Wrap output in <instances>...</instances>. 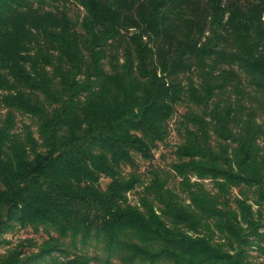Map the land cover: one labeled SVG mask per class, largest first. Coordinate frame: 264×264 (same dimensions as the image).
Returning <instances> with one entry per match:
<instances>
[{
	"label": "trees",
	"instance_id": "obj_1",
	"mask_svg": "<svg viewBox=\"0 0 264 264\" xmlns=\"http://www.w3.org/2000/svg\"><path fill=\"white\" fill-rule=\"evenodd\" d=\"M263 13L0 0V264L264 255Z\"/></svg>",
	"mask_w": 264,
	"mask_h": 264
},
{
	"label": "rangeland",
	"instance_id": "obj_2",
	"mask_svg": "<svg viewBox=\"0 0 264 264\" xmlns=\"http://www.w3.org/2000/svg\"><path fill=\"white\" fill-rule=\"evenodd\" d=\"M262 20L264 21V13H263ZM175 140H176L175 134H174V133H171L170 138H169L170 143L172 144L173 142H175ZM158 155H159V154H157V157H156V158H158V159H157V164H159V166H161V168H163L164 170H168V167H167V163L169 162L168 159H167V161H165V163H163V162H161V160L159 159ZM129 198H130L131 200H135V196H134L133 194H130V195H129ZM19 235H20V236H18V237H20V238H22V239L33 237L32 234H28V235H26V234H22V233H20ZM8 239H9V238H8ZM36 239H38V238L36 237ZM32 240H34V239H32ZM35 241H36V245H37V247L39 248V247H40V246H39V244H40L39 239H38V241H37V240H35ZM12 242L15 243V242H16V239H12ZM37 242H38V243H37ZM34 247H35V246H34ZM34 247L32 248V251H36V249H35ZM251 261H252V264H264V255L259 254V253H253V252H252Z\"/></svg>",
	"mask_w": 264,
	"mask_h": 264
}]
</instances>
